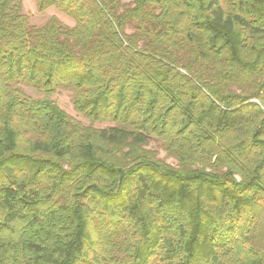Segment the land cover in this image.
I'll list each match as a JSON object with an SVG mask.
<instances>
[{
	"label": "trees",
	"instance_id": "1",
	"mask_svg": "<svg viewBox=\"0 0 264 264\" xmlns=\"http://www.w3.org/2000/svg\"><path fill=\"white\" fill-rule=\"evenodd\" d=\"M37 5L74 24L0 0V264H264V0Z\"/></svg>",
	"mask_w": 264,
	"mask_h": 264
},
{
	"label": "rangeland",
	"instance_id": "2",
	"mask_svg": "<svg viewBox=\"0 0 264 264\" xmlns=\"http://www.w3.org/2000/svg\"><path fill=\"white\" fill-rule=\"evenodd\" d=\"M22 4V13L25 14L28 17V20L30 24L41 26L45 24L51 17L55 16L57 17L62 23L67 24L69 26H72L74 24V21L68 17L67 15L61 13L56 7L51 6L44 10H39L37 5V0H20ZM127 2L128 0H124ZM127 33L131 32L130 29L126 30ZM23 91L28 94L29 96L33 98H43L45 94L37 91L34 88L26 87L21 85L20 86ZM52 100L57 102V104L64 109L71 117H73L75 120L82 122L84 125H92L93 127L100 128L109 125L108 122H96V123H90L88 120L83 118L81 115H79L75 109L73 108L72 103V93L68 89L61 88L53 95L49 96ZM146 151H152L155 156L172 165L173 167H178L179 162L171 155L167 153L165 150L164 145L161 141L153 139L150 140L148 145L145 146Z\"/></svg>",
	"mask_w": 264,
	"mask_h": 264
}]
</instances>
